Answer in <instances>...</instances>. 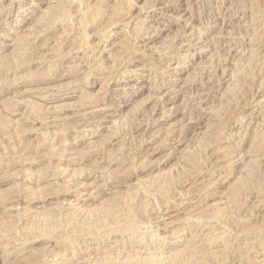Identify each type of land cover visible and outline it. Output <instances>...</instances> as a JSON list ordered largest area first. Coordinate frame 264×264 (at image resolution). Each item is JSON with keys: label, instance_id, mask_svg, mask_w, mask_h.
I'll return each instance as SVG.
<instances>
[{"label": "rangeland", "instance_id": "obj_1", "mask_svg": "<svg viewBox=\"0 0 264 264\" xmlns=\"http://www.w3.org/2000/svg\"><path fill=\"white\" fill-rule=\"evenodd\" d=\"M0 264H264V0H0Z\"/></svg>", "mask_w": 264, "mask_h": 264}]
</instances>
